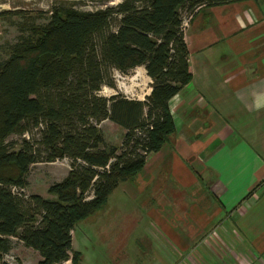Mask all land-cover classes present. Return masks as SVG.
I'll list each match as a JSON object with an SVG mask.
<instances>
[{
  "label": "trees",
  "instance_id": "16d2710c",
  "mask_svg": "<svg viewBox=\"0 0 264 264\" xmlns=\"http://www.w3.org/2000/svg\"><path fill=\"white\" fill-rule=\"evenodd\" d=\"M234 1L121 0L92 12L52 6L44 24L18 28L0 61V264L12 238L38 254L35 264H78L73 226L174 134L167 102L190 81L182 13ZM137 67L150 80L142 101L99 95L115 88L113 72ZM103 121L124 131L118 146L105 143ZM12 135L32 139L14 150ZM62 159L69 169L47 187L51 198L22 194L32 165Z\"/></svg>",
  "mask_w": 264,
  "mask_h": 264
},
{
  "label": "crops",
  "instance_id": "0c3cea01",
  "mask_svg": "<svg viewBox=\"0 0 264 264\" xmlns=\"http://www.w3.org/2000/svg\"><path fill=\"white\" fill-rule=\"evenodd\" d=\"M186 19L190 81L167 102L174 134L117 187L144 201V264H264V0Z\"/></svg>",
  "mask_w": 264,
  "mask_h": 264
},
{
  "label": "rangeland",
  "instance_id": "374dc122",
  "mask_svg": "<svg viewBox=\"0 0 264 264\" xmlns=\"http://www.w3.org/2000/svg\"><path fill=\"white\" fill-rule=\"evenodd\" d=\"M121 0H0V61L6 57V46L15 40L18 28L22 24H44L52 6L72 7L78 11H95L106 6H113ZM19 11L20 16L12 15ZM186 13H182L185 17ZM115 88L102 87L99 95L109 97L121 94L129 99H142L149 90V82L141 67H137L127 75L113 72ZM119 128V127H118ZM108 144L117 146L121 128H114L110 122H105L99 128ZM32 138L37 132L32 131ZM22 138L31 140L30 135L20 137L12 135L7 140L8 146L16 150ZM118 143V144H117ZM67 159L52 163H36L29 168L26 175L27 186L22 194L38 195L51 198L46 189L50 184L61 180L68 171ZM120 186V185H119ZM147 188L144 193H149ZM130 190L116 187L106 198L97 212L79 222L73 228L71 250L78 256V264H144L139 243L148 232H151L149 221L145 214V205L138 200L132 206ZM133 216V218H132ZM116 236L117 238H114ZM140 238V240H139ZM39 260L36 252L22 246L15 238L11 239V249L3 256L7 264H35ZM63 264H70L69 262Z\"/></svg>",
  "mask_w": 264,
  "mask_h": 264
},
{
  "label": "built area",
  "instance_id": "2783aa9c",
  "mask_svg": "<svg viewBox=\"0 0 264 264\" xmlns=\"http://www.w3.org/2000/svg\"><path fill=\"white\" fill-rule=\"evenodd\" d=\"M199 8V7H198ZM198 8H196V9H198ZM195 9V10H196ZM194 10V11H195ZM186 22H187V19H186V16L182 19V22H181V24H180V28H181V30L182 31H184V29H185V27H186Z\"/></svg>",
  "mask_w": 264,
  "mask_h": 264
}]
</instances>
